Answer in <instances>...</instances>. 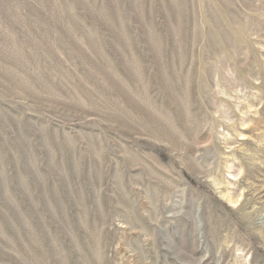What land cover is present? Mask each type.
Here are the masks:
<instances>
[{
  "label": "rangeland",
  "instance_id": "374dc122",
  "mask_svg": "<svg viewBox=\"0 0 264 264\" xmlns=\"http://www.w3.org/2000/svg\"><path fill=\"white\" fill-rule=\"evenodd\" d=\"M0 264H264V0H0Z\"/></svg>",
  "mask_w": 264,
  "mask_h": 264
}]
</instances>
